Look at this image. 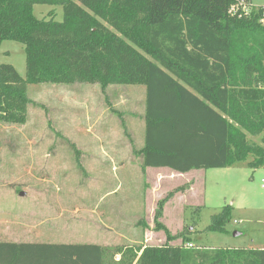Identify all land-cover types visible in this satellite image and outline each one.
Listing matches in <instances>:
<instances>
[{
    "label": "trees",
    "instance_id": "1",
    "mask_svg": "<svg viewBox=\"0 0 264 264\" xmlns=\"http://www.w3.org/2000/svg\"><path fill=\"white\" fill-rule=\"evenodd\" d=\"M233 0H0V49L25 47L26 77L0 63V123L28 119V85L89 84L146 87L145 144L134 151L142 169L179 174L234 167L264 168V9L232 18ZM36 5L54 8L39 19ZM264 143V137H263ZM166 234L162 246L139 247L137 264H264L261 249L189 248L190 232ZM200 212L201 207L195 208ZM233 206L212 216L206 231L228 233ZM181 239V245H172ZM90 243L0 241V264H105Z\"/></svg>",
    "mask_w": 264,
    "mask_h": 264
},
{
    "label": "rangeland",
    "instance_id": "2",
    "mask_svg": "<svg viewBox=\"0 0 264 264\" xmlns=\"http://www.w3.org/2000/svg\"><path fill=\"white\" fill-rule=\"evenodd\" d=\"M251 3L264 8V0H233L229 16L249 13ZM54 8L34 13L42 19ZM0 63L25 78L24 45L3 42ZM27 92V122L0 123V241L99 244L105 264H137V248L166 243L154 211L183 187L159 220L172 235L188 229L195 248H263L264 168H250L252 157L199 174L142 169L134 151L145 144V86L38 84ZM263 137L248 140L264 147ZM225 205L233 206L228 233L206 231Z\"/></svg>",
    "mask_w": 264,
    "mask_h": 264
},
{
    "label": "crops",
    "instance_id": "3",
    "mask_svg": "<svg viewBox=\"0 0 264 264\" xmlns=\"http://www.w3.org/2000/svg\"><path fill=\"white\" fill-rule=\"evenodd\" d=\"M251 2V1H250ZM252 4V3H251ZM149 170H151V169H157V168H148ZM158 169H163V168H158ZM167 169V168H166ZM170 170V169H169ZM172 171V170H171ZM200 172H202V170H196V171H192V172H190V173H187V174H191V173H195V174H199ZM176 173V172H175ZM179 174V173H178ZM187 174H185V175H187ZM149 203H150V201H148ZM167 206V205H166ZM165 212H166V210H165ZM151 213H153V212H151ZM154 213H155V211H154ZM172 245H180V244H177L176 243V241H174L173 243H172ZM252 249V248H251ZM257 249H261V248H257Z\"/></svg>",
    "mask_w": 264,
    "mask_h": 264
},
{
    "label": "built area",
    "instance_id": "4",
    "mask_svg": "<svg viewBox=\"0 0 264 264\" xmlns=\"http://www.w3.org/2000/svg\"><path fill=\"white\" fill-rule=\"evenodd\" d=\"M244 2H245V0H244ZM252 6H253V5L251 4V6L248 7V11H250V8H251ZM253 7H254V6H253ZM245 9H246V7H245ZM263 9H264V8H263ZM234 10H235V8H233V12H235ZM242 10H243V9H242ZM239 11H241V10H239ZM239 11H238V12H239ZM238 12H237V13H238ZM242 12L245 13L244 10H243ZM262 23H264V17H263V19H262ZM263 188H264V186H263ZM188 247H189V248H193L194 246H193L192 244H189Z\"/></svg>",
    "mask_w": 264,
    "mask_h": 264
},
{
    "label": "water",
    "instance_id": "5",
    "mask_svg": "<svg viewBox=\"0 0 264 264\" xmlns=\"http://www.w3.org/2000/svg\"><path fill=\"white\" fill-rule=\"evenodd\" d=\"M235 235L237 236L238 234H237V233H235Z\"/></svg>",
    "mask_w": 264,
    "mask_h": 264
}]
</instances>
